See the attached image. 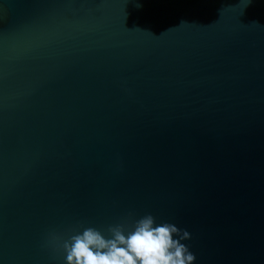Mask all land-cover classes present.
Instances as JSON below:
<instances>
[{
    "label": "water",
    "instance_id": "95a60500",
    "mask_svg": "<svg viewBox=\"0 0 264 264\" xmlns=\"http://www.w3.org/2000/svg\"><path fill=\"white\" fill-rule=\"evenodd\" d=\"M146 214L264 264V0H0V264Z\"/></svg>",
    "mask_w": 264,
    "mask_h": 264
},
{
    "label": "clouds",
    "instance_id": "9594fccd",
    "mask_svg": "<svg viewBox=\"0 0 264 264\" xmlns=\"http://www.w3.org/2000/svg\"><path fill=\"white\" fill-rule=\"evenodd\" d=\"M94 227L63 240L66 264H194L196 257L182 241L191 234L175 224L156 223L146 214L134 224L119 223L106 229ZM54 241L61 237L54 236Z\"/></svg>",
    "mask_w": 264,
    "mask_h": 264
}]
</instances>
